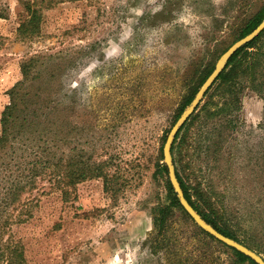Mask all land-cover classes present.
<instances>
[{
    "label": "rangeland",
    "instance_id": "374dc122",
    "mask_svg": "<svg viewBox=\"0 0 264 264\" xmlns=\"http://www.w3.org/2000/svg\"><path fill=\"white\" fill-rule=\"evenodd\" d=\"M0 5L8 8L0 19V121L23 62L48 52L49 70L30 89L53 90L72 147L112 159L127 180L114 201L102 179L78 184L68 200L59 191L40 197L33 218L13 229L26 264H235L230 248L205 246L178 208L167 213L166 234L157 233L154 217L169 200L156 161L186 98L264 0L67 1L44 10L34 43L16 40L18 1ZM248 86L237 85L240 111L228 119L213 115L225 99L215 84L174 158L256 232L264 230V95Z\"/></svg>",
    "mask_w": 264,
    "mask_h": 264
},
{
    "label": "trees",
    "instance_id": "16d2710c",
    "mask_svg": "<svg viewBox=\"0 0 264 264\" xmlns=\"http://www.w3.org/2000/svg\"><path fill=\"white\" fill-rule=\"evenodd\" d=\"M17 1L21 11L18 14L16 40L34 43L43 36L44 10L59 3L78 0ZM7 17L8 8L0 5V19ZM263 20L264 8L248 21L234 42L250 34ZM43 53L23 62V80L10 90V104L3 111L0 121V264L27 263L25 245L15 237L13 229L33 218V209L38 206L40 197L59 191L63 199L68 200L78 184L102 179L105 194L114 201L127 185L125 173L121 168L114 166L112 159L99 158L95 153L72 147L70 126L65 132L61 130L58 122L60 110L54 100L56 94L53 90L30 89L48 72L46 65L53 59L52 54ZM215 66L204 77L202 84L213 73ZM242 79L248 83L249 88L264 95V31L235 53L215 82L218 83L217 90H220L225 99L223 104L216 106L213 115L229 119L240 111V89L237 85L241 84ZM200 87L186 98L176 115L177 120L190 106ZM205 112L210 114L211 111L205 108ZM194 117L195 115L178 134L173 146V156L176 150L182 154L186 139L183 138L177 148L176 143L186 126L187 133L189 132L191 124H188ZM174 161L176 164L175 158ZM162 162L161 154L156 161V168L157 174L166 177L169 203L165 207H159L158 215L154 217V225L157 233L165 235L164 225L168 221L167 213L170 210L178 208L187 214L179 203L177 194L169 182L168 170ZM186 169L187 167L176 164L177 177L185 197L201 217L222 234L264 255V230L252 232V225L246 227L245 223L231 219L222 203L215 198L213 189L197 180L195 183L188 177ZM199 231L204 236L205 246H217L222 249L226 247L200 228ZM230 251L235 264H256L236 250Z\"/></svg>",
    "mask_w": 264,
    "mask_h": 264
},
{
    "label": "water",
    "instance_id": "95a60500",
    "mask_svg": "<svg viewBox=\"0 0 264 264\" xmlns=\"http://www.w3.org/2000/svg\"><path fill=\"white\" fill-rule=\"evenodd\" d=\"M264 31V20L261 24L253 30L250 34L244 38L238 40L234 43L218 60L213 73L207 78L203 83L198 93L196 94L194 100L186 111L180 116L175 125L170 130L164 147H163V164L168 170V179L177 194L179 203L192 221L205 233L213 237L218 242L222 243L226 247L236 250L237 252L243 254L256 264H264V258L257 252L253 251L246 245L227 237L226 235L219 232L215 227L208 224L201 215L196 211V209L191 205V203L185 197V193L181 187L179 179L176 172V164L173 156V146L177 139L178 134L183 129L184 125L190 120V118L197 112L199 106L203 102L208 91L213 87L217 79L219 78L222 71L225 69L229 60L235 55L237 51L254 41L261 33Z\"/></svg>",
    "mask_w": 264,
    "mask_h": 264
}]
</instances>
